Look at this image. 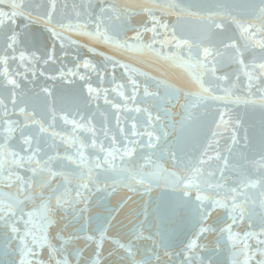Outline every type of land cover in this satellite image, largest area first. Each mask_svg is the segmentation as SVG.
Instances as JSON below:
<instances>
[{
  "label": "snow or ice",
  "instance_id": "snow-or-ice-1",
  "mask_svg": "<svg viewBox=\"0 0 264 264\" xmlns=\"http://www.w3.org/2000/svg\"><path fill=\"white\" fill-rule=\"evenodd\" d=\"M140 15L147 18L134 25ZM98 45L168 62L190 87L138 72ZM81 48L102 56L103 67ZM257 49L259 62L246 63ZM227 50L239 66L232 79L217 75ZM54 65L55 74L46 71ZM101 99L111 118L99 112ZM239 105L261 111L259 130L235 114ZM109 190L144 199L143 219L115 237L112 211L87 215L96 193ZM220 210L226 220L214 226ZM69 214L73 233L53 235ZM188 223L187 243L169 251ZM209 234L216 259L201 243ZM82 238L95 244L90 264H105V241L118 257L110 264H163L161 250L167 264H264V0H0V264H81L71 244Z\"/></svg>",
  "mask_w": 264,
  "mask_h": 264
},
{
  "label": "water",
  "instance_id": "water-1",
  "mask_svg": "<svg viewBox=\"0 0 264 264\" xmlns=\"http://www.w3.org/2000/svg\"><path fill=\"white\" fill-rule=\"evenodd\" d=\"M34 2L37 3H42L43 0H34ZM78 2V0H77ZM120 3H134V4H145V5H150L151 0H119ZM177 2H181V0H177ZM67 3L71 5L73 3V0H67ZM7 10V9H6ZM70 10V9H69ZM147 17L146 15H140L133 17L132 23L135 25L138 21L145 20ZM169 22L175 21L176 17L172 16L169 17ZM18 23H23V20L20 19L18 20ZM129 36H131L133 33L128 32L127 33ZM151 37V33H148L145 35V41H147ZM77 39H81V43H86V38H80V37H74ZM42 42L46 40V36L41 38ZM97 51L98 52H104L106 55H115L117 59L124 60L125 62L129 63L133 68H136L138 72H144L148 73L149 76L157 77L159 79H167L169 82L176 84L177 86L181 88H188L190 87V83L188 78L186 77L185 73L183 70L175 68L171 66L168 62L165 61H160L157 60L154 57L151 56H145V57H124L121 56L120 54L116 53L114 50L109 49L107 46H97ZM58 54H59V47H58ZM77 54V49L76 46H71L69 49V55L67 58H64L63 63L67 65V67H73L74 66V56ZM79 54L83 56H87L88 58L92 59L93 62L97 63L98 66L103 67L104 63V58L102 56L93 54L88 52L87 49L81 48L79 49ZM228 55H231V50H227V54L224 57V59L221 62V66L218 68L217 75H225L228 74L230 76V79H232V74L239 72V66L236 63L230 62L228 60ZM261 53L259 50L255 51H249L245 54V61L251 62L253 57L256 58L257 62H259V57ZM58 69V65H54L46 71H49L51 74H55V71ZM83 71V69H81ZM116 76L120 80H125L126 77L122 75V70H117ZM141 81V83L144 82V77H138ZM107 77H106V82L104 84L105 87H110V85L107 83ZM93 84L94 86H98L96 77L93 76ZM39 83H47V84H52V81H45L43 77L40 78ZM82 82L77 81V84L80 85ZM246 84V78L241 75V86ZM238 94H243V92H240ZM86 95V93H85ZM115 98V94H110L109 99ZM118 99V98H116ZM100 103V108L99 112H103L107 114L110 118L112 116V110L108 105H105L103 103V100L101 99ZM234 112L235 114L241 116L246 125H253L257 130H259L260 126V121L262 119V113L261 111L256 108L253 109L251 106H244V105H239V106H234ZM89 111L96 112V104L93 103L89 109ZM99 112H97V115L95 117V123L97 124V127L100 126V121H101V116L99 115ZM58 131H65V132H70L71 128L70 126H64L60 124L57 128ZM81 135H87L84 133H81ZM61 152L64 151L63 148L59 149ZM132 196V201L129 202L127 200L128 196ZM159 195V191L153 194V203H152V208L155 207V197ZM99 201V202H97ZM144 204V199H142L139 194L133 195L131 193H127L126 190H121L115 193H112L111 190L108 192H99L96 193V196L93 198L92 205H91V210L87 214L88 216L95 218L97 216H104L107 215L109 211H112V214L116 217L114 223L117 225V227L113 228L110 232V235L113 237L121 234V228L125 225L128 227H131L132 224V218H139L143 219V208L142 205ZM152 209H149L151 211ZM60 217L64 216V213L61 212L59 214ZM72 217L69 214L66 219H59V223L52 227L50 229L51 233L53 235L56 234V232L60 229H63V233L65 235V238L68 237L69 234L73 233L74 227L72 224L69 222L71 221ZM226 220L225 214L222 210L214 212L212 217L209 220V223L215 222V225L218 226H223L224 222ZM80 223H84L81 221ZM76 227H79V224L76 225ZM246 226H242L239 229H235L238 231H243V228ZM194 226L191 223H188L185 225L183 231L180 233V235L172 241V247L169 249V251H176L179 252L181 248L183 247V243H187V239L185 237H190L191 236V231L193 230ZM85 229L88 234H91L92 229L88 228V226L85 224ZM86 233L85 232H80L77 233V235H80L83 237ZM216 239L215 234H209L205 238L201 240V243L207 244L208 249L213 251V259H216L215 256V249H214V241ZM183 243H182V242ZM71 248L73 250L79 248L83 251V259L81 260V264H84V261H89L92 258V252L91 249L95 248V244H89L86 240L83 238L74 242L71 244ZM113 248L112 242L111 241H105L104 244V261L105 264H110V261H116L118 257L113 254L110 256V252ZM160 255L162 256V261L163 264H167L169 257L164 255L163 250H161ZM47 256V251L44 252V257ZM222 259H227V254L226 253H221L220 254ZM11 257H9L10 259ZM172 259H177L176 257H172Z\"/></svg>",
  "mask_w": 264,
  "mask_h": 264
}]
</instances>
